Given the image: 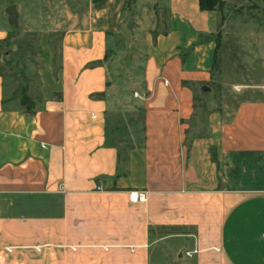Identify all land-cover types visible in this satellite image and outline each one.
Masks as SVG:
<instances>
[{
	"label": "crops",
	"instance_id": "0c3cea01",
	"mask_svg": "<svg viewBox=\"0 0 264 264\" xmlns=\"http://www.w3.org/2000/svg\"><path fill=\"white\" fill-rule=\"evenodd\" d=\"M124 1H0V40L35 32L41 63L31 112L4 101L0 77V264H264V98L229 111L209 98L197 0H146L164 28L145 24L138 89L116 95L106 62ZM130 112L140 131L114 144L108 119Z\"/></svg>",
	"mask_w": 264,
	"mask_h": 264
},
{
	"label": "rangeland",
	"instance_id": "374dc122",
	"mask_svg": "<svg viewBox=\"0 0 264 264\" xmlns=\"http://www.w3.org/2000/svg\"><path fill=\"white\" fill-rule=\"evenodd\" d=\"M1 1V0H0ZM222 4L210 11L211 32L215 41L213 78L209 98L222 100L227 111L241 99L264 98V2L262 0H220ZM141 21L142 28L137 24ZM154 22V31H162L166 21L163 4L133 0L125 5L120 27L111 43L112 52L106 62V71L112 91L127 92L138 89L144 57L142 31L148 22ZM144 26V27H143ZM58 32L52 33L53 49L58 51ZM8 45L0 43V74L4 101L8 105H30L36 96L37 71L40 61L35 57L39 49L33 31H11ZM22 90L23 95L21 94ZM133 95H135L133 93ZM198 92L197 102L203 103ZM23 103V104H22ZM118 103V102H117ZM207 107L197 109L203 117ZM135 122V127L133 126ZM140 115L130 112L123 119L111 118L106 124L111 141L125 131H140ZM155 249V248H154ZM154 249L151 248V261Z\"/></svg>",
	"mask_w": 264,
	"mask_h": 264
},
{
	"label": "trees",
	"instance_id": "16d2710c",
	"mask_svg": "<svg viewBox=\"0 0 264 264\" xmlns=\"http://www.w3.org/2000/svg\"><path fill=\"white\" fill-rule=\"evenodd\" d=\"M262 1L264 2V0H262ZM132 2H133V0H125L124 1L125 5H127V6ZM197 2H198L199 9L204 10V11H212L214 8L219 7L222 4V2L220 0H197ZM7 36L4 39L0 40V43H4L5 45H8ZM208 38L209 37L207 35H204L200 38V40H206ZM214 44H215V41H214ZM215 50H216V45H215L214 53H213V63H214V59H215ZM0 77H2L1 74H0ZM23 92L24 91L22 90V92H21L22 95H23ZM31 108H32L31 104L30 105L26 104L24 106V110L27 112H31Z\"/></svg>",
	"mask_w": 264,
	"mask_h": 264
},
{
	"label": "built area",
	"instance_id": "2783aa9c",
	"mask_svg": "<svg viewBox=\"0 0 264 264\" xmlns=\"http://www.w3.org/2000/svg\"><path fill=\"white\" fill-rule=\"evenodd\" d=\"M128 199L132 202H144L146 200V191L144 190H129ZM9 250V248H6ZM38 249V247H35ZM190 252H185V255H189Z\"/></svg>",
	"mask_w": 264,
	"mask_h": 264
}]
</instances>
